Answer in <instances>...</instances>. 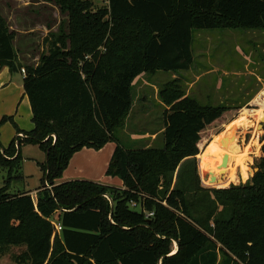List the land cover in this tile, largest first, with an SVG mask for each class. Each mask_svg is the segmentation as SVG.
<instances>
[{"label":"trees","instance_id":"trees-1","mask_svg":"<svg viewBox=\"0 0 264 264\" xmlns=\"http://www.w3.org/2000/svg\"><path fill=\"white\" fill-rule=\"evenodd\" d=\"M45 1L67 15V26L43 39L36 66L19 64L16 33L0 15V67L24 70L33 124L17 148L15 138L6 149L0 145L7 174L0 258L16 247L22 252L11 256L15 264H264V143L259 170L246 184L207 188L218 187L212 164L222 132L205 147L204 134L221 129L234 109L201 106L175 78L158 92L168 107L162 148L126 149L114 136L131 110L137 77L189 70L196 31H264V0H109L96 11L94 0ZM21 142H37L45 154L36 202L8 193ZM110 142L116 147L105 176L123 188L59 181L75 153ZM231 174L217 183H236Z\"/></svg>","mask_w":264,"mask_h":264},{"label":"rangeland","instance_id":"rangeland-1","mask_svg":"<svg viewBox=\"0 0 264 264\" xmlns=\"http://www.w3.org/2000/svg\"><path fill=\"white\" fill-rule=\"evenodd\" d=\"M92 3L93 11L104 6L99 1ZM0 15L6 20L10 30L16 33L13 46L17 51V59L21 66H36L40 54L46 51L43 39L48 33H57L61 25L65 29L67 26V15L62 13L53 2L45 0H0ZM20 40L27 43L30 41L29 49L21 51ZM191 51L193 64L189 70L177 74L171 72H157L154 75L142 74L134 80L131 110L123 127L114 133L124 148L140 149L147 144L156 149L163 147L161 129L164 127V106L158 99V92L165 83L175 77L179 79L184 94L196 100L201 106L224 105L234 109L231 119L225 125L236 119L242 111L254 112L259 109L256 101L264 88V31L241 29L196 31L193 33ZM5 73L9 74L8 71ZM20 76L19 72L18 76L11 74L9 91L16 92L15 103L11 101L6 90L4 91L6 87H0V120L4 116L12 119V121L0 124V145L4 149L16 137L14 126L25 132H30L29 130L32 129L30 105L26 99L22 98V87L19 92ZM1 77L0 73V80ZM191 84L192 87L189 89ZM249 120L248 127L236 132L237 147L240 148L239 155L244 152L245 147L250 146L245 161L248 170L241 168L248 172V178L242 177L239 167L233 161L230 170L231 173L233 172L231 175L235 174L237 182L225 187L220 186L217 183V177L219 181L222 180L221 182L226 179L222 178L218 167L215 168L217 162L215 156L212 166L218 187L207 188L224 189L244 185L253 177L254 170H259L263 157L261 147L264 143V114L261 121L253 116L249 117ZM223 127L211 136L204 134L206 139L204 147L214 136L223 132ZM150 135L155 136L148 139ZM254 143L259 145L257 149ZM20 157L19 169L16 171L17 177L11 181L8 191L13 195L32 193L39 190L41 186L40 166L45 162V154L39 143L21 142ZM6 176V170L0 169V188L6 182ZM117 180L118 178H114L112 184H115ZM38 190L33 194V202H36ZM176 249V243L173 242L171 252L174 253ZM20 252L22 249L12 247L7 255L0 258V264H15L11 256Z\"/></svg>","mask_w":264,"mask_h":264},{"label":"crops","instance_id":"crops-1","mask_svg":"<svg viewBox=\"0 0 264 264\" xmlns=\"http://www.w3.org/2000/svg\"><path fill=\"white\" fill-rule=\"evenodd\" d=\"M21 41V51L23 50H27L30 47V41L29 43H27L26 41ZM24 55V53H23ZM22 55V56H23ZM36 58H35V62H36ZM5 71H8V69L6 67H0V73L2 74L1 80H0V87H6L4 89V91L6 90V92L8 93L7 95H9L11 97V101L15 103V97H16V92L11 93L10 90V85H11V73L8 71L9 74H6ZM13 75H17L18 73H14ZM20 81H19V92H21V87H22V79H23V75L20 73ZM176 78V77H175ZM192 87V84L189 85V89ZM5 92V93H6ZM22 98L27 99V97L24 94L23 91V87H22ZM10 101V102H11ZM29 103V101H28ZM164 109H168L167 107H164ZM31 119H32V114H31ZM31 125H32V129H33V124L31 121ZM18 129V128H17ZM32 129H30L29 131H31ZM19 130V129H18ZM163 130V128L161 129V131ZM20 132L22 134H26L28 131H23L20 130ZM18 133L15 130V135H17ZM26 136V135H25ZM153 136L155 135H150L147 138L151 139L153 138ZM116 147V144L114 142H110L107 143L103 148H101L100 150H93V149H82L79 152L75 153L70 161L69 164L67 166V168L64 170L61 179L59 180L60 182H65V181H70V180H76V179H83V180H89V181H94V182H98L99 184L108 186V187H114V188H118L121 189L122 187V182L118 179L117 182L115 184L113 183L114 178L116 177H107L105 176V171L108 167L109 161L111 159V156L113 154V151ZM150 147V145H146L144 147L141 148H147ZM231 173V172H230ZM229 173V174H230ZM38 190V189H37ZM33 191L28 192V194L31 196V198L33 199V194H35V192L37 191Z\"/></svg>","mask_w":264,"mask_h":264},{"label":"bare ground","instance_id":"bare-ground-1","mask_svg":"<svg viewBox=\"0 0 264 264\" xmlns=\"http://www.w3.org/2000/svg\"><path fill=\"white\" fill-rule=\"evenodd\" d=\"M256 102H257L259 109H257L254 112L249 111V110L248 111L247 110L242 111V113L235 120H233L232 122H230L229 124H227L224 127L221 138H227V144L224 147L221 146L220 153L219 154L217 153L218 155H216L217 156L216 167H218V171L220 172V175L222 176L223 179L227 180L228 176L231 174L230 173L231 172L230 166L233 163V161L236 162V164L239 168H244V169L248 170V168L245 166V161H246L248 151L250 150L248 147H250V146L245 147L244 152L239 155V153H240L239 149L240 148L238 149V147H237L236 132L238 130H240L241 128L248 127V125L250 124L249 117L253 116L258 121L262 120L263 114H264V89L260 92V96ZM263 123H264V121H263ZM253 145L256 149L259 146L256 143H254ZM224 155H226V157H227L226 164H225V166L219 167L221 160H222V157ZM226 180H224V182ZM220 181H222V180H220Z\"/></svg>","mask_w":264,"mask_h":264},{"label":"built area","instance_id":"built-area-1","mask_svg":"<svg viewBox=\"0 0 264 264\" xmlns=\"http://www.w3.org/2000/svg\"><path fill=\"white\" fill-rule=\"evenodd\" d=\"M94 1H99V2H101V4L104 5V7H108V5H109V0H94ZM20 73H21L22 75L25 74V72H24L23 69H21ZM51 137H52V140L55 139L53 135H52ZM25 138H26V136H25L24 134H22V133H18V134L16 135V137H15V142H14V143H15V147L18 146V142H19V140H23V139H25ZM45 185H46V188H47V189H50V187H49L47 184H45ZM131 206L134 207L135 204L132 203ZM147 216H152V214H148ZM51 222H52V224L54 225V228H55L56 232L59 233V232L61 231V226H60V224H59V223H56L55 221H51Z\"/></svg>","mask_w":264,"mask_h":264},{"label":"water","instance_id":"water-1","mask_svg":"<svg viewBox=\"0 0 264 264\" xmlns=\"http://www.w3.org/2000/svg\"><path fill=\"white\" fill-rule=\"evenodd\" d=\"M231 138H232V137H231ZM231 138H230V139H231ZM219 144H220L222 147L226 146V144H227V138H221V139L219 140ZM226 160H227V157H226V155H224V156L222 157V160H221V163H220L219 167H221V166H225V164H226ZM256 172H258L257 169L254 170L253 175H254Z\"/></svg>","mask_w":264,"mask_h":264}]
</instances>
